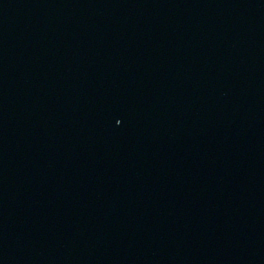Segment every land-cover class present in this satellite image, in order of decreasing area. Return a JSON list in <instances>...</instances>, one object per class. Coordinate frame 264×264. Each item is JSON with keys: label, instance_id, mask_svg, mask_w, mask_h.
<instances>
[{"label": "water", "instance_id": "1", "mask_svg": "<svg viewBox=\"0 0 264 264\" xmlns=\"http://www.w3.org/2000/svg\"><path fill=\"white\" fill-rule=\"evenodd\" d=\"M0 264H264V0H0Z\"/></svg>", "mask_w": 264, "mask_h": 264}]
</instances>
